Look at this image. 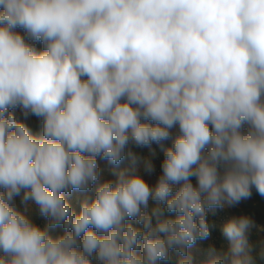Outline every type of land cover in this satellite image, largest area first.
Here are the masks:
<instances>
[{
    "label": "clouds",
    "instance_id": "1",
    "mask_svg": "<svg viewBox=\"0 0 264 264\" xmlns=\"http://www.w3.org/2000/svg\"><path fill=\"white\" fill-rule=\"evenodd\" d=\"M154 143L150 185L138 169L152 175V161L129 146ZM98 159L114 180L100 182ZM253 189L264 198V0H0V264H160L173 251L193 264L208 212ZM253 225L227 221L229 249L202 264H254Z\"/></svg>",
    "mask_w": 264,
    "mask_h": 264
},
{
    "label": "rangeland",
    "instance_id": "2",
    "mask_svg": "<svg viewBox=\"0 0 264 264\" xmlns=\"http://www.w3.org/2000/svg\"><path fill=\"white\" fill-rule=\"evenodd\" d=\"M17 31L20 32L21 35H23L22 30L17 29ZM41 48H43L42 45L39 49ZM14 115L18 121L24 123L28 127V129L33 135L41 134V121L38 117L34 115H29L27 118H25L20 109H16L14 111ZM98 164L101 170L100 182L115 179V176L113 175L114 166L110 165L107 161L100 159H98ZM129 167H130V163L127 160V158H125V160H123L121 164L118 166V169L123 170ZM84 195L85 194L73 191L71 196L67 197L72 208L77 213L80 210V201L83 199ZM87 195L93 196L94 192L87 193ZM16 207L18 210L22 212L24 211V206L21 205L19 197L16 198ZM27 214L35 224H37L41 228L46 227L47 220L38 214V209L34 204L31 205ZM211 216H212V218L210 217L211 220L207 219V223L209 224V228H210L209 238L203 241L198 240L196 245L193 248L189 249V253L193 259V264H202V262L206 261L208 259L207 253L210 247H215L219 251H227L230 247V242L226 239V237H224L222 233V229L221 230L218 228L215 229L214 228L215 223L213 222L216 218L225 221L227 219L226 212L223 211L220 212L219 210L216 209L215 214L211 213ZM263 218H264L263 213L257 215L258 220L262 221ZM132 223L134 224V226L139 227V225H136L134 221H132ZM62 233H63L62 227H58L54 230H50V234L53 236L60 235ZM248 240L252 246V255L254 257V264H264V256H262V253H264V227H261L259 229L250 228L248 231ZM177 259H178V254L175 251H173L171 253V259L167 262L161 261L160 264H176ZM92 264H98V262L93 258Z\"/></svg>",
    "mask_w": 264,
    "mask_h": 264
},
{
    "label": "crops",
    "instance_id": "3",
    "mask_svg": "<svg viewBox=\"0 0 264 264\" xmlns=\"http://www.w3.org/2000/svg\"><path fill=\"white\" fill-rule=\"evenodd\" d=\"M39 50H42L39 49ZM178 129H173V135H175L176 131ZM171 146V141H165L164 142V147H170ZM131 148L132 151H134L137 155L146 158V159H150L154 165L155 171L152 173V175H147L144 173L143 171V167L142 165L139 167L138 172L140 175L144 176L145 180L150 184V185H154L159 177V175L162 174V162L164 159V153L163 150L161 148V146L157 145V144H152V146L150 148L148 147H144V148H140V147H136L134 145H130L129 146ZM193 183L195 184V179L193 178ZM153 206V202L150 201V208ZM220 212H226L227 214V219L225 221L219 220L218 218H216L213 222L215 223V229H222V226L229 221L230 219L233 218H238L241 216H248L250 217L253 221H254V225L251 228H256L259 229L261 227H264V218L262 219V221L257 219V215L260 213L264 214V198H262L261 196H259L255 189H253L252 191V196L250 199L242 201L240 204H238L235 207H224L223 209H217ZM211 211L208 212L207 215V219L211 220L210 217L211 216ZM170 216H175V213H168ZM213 228V229H214Z\"/></svg>",
    "mask_w": 264,
    "mask_h": 264
},
{
    "label": "built area",
    "instance_id": "4",
    "mask_svg": "<svg viewBox=\"0 0 264 264\" xmlns=\"http://www.w3.org/2000/svg\"><path fill=\"white\" fill-rule=\"evenodd\" d=\"M41 45H42V44L37 43V44H36L37 49H39V48L41 47Z\"/></svg>",
    "mask_w": 264,
    "mask_h": 264
},
{
    "label": "trees",
    "instance_id": "5",
    "mask_svg": "<svg viewBox=\"0 0 264 264\" xmlns=\"http://www.w3.org/2000/svg\"><path fill=\"white\" fill-rule=\"evenodd\" d=\"M166 215H169L167 212L165 213Z\"/></svg>",
    "mask_w": 264,
    "mask_h": 264
}]
</instances>
